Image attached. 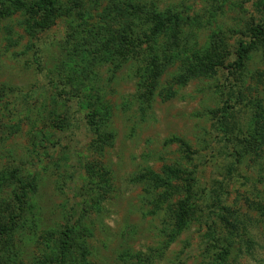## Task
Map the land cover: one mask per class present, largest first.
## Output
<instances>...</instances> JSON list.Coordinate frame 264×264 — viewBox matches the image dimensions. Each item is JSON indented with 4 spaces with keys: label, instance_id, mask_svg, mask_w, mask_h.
I'll return each mask as SVG.
<instances>
[{
    "label": "rangeland",
    "instance_id": "374dc122",
    "mask_svg": "<svg viewBox=\"0 0 264 264\" xmlns=\"http://www.w3.org/2000/svg\"><path fill=\"white\" fill-rule=\"evenodd\" d=\"M19 1L0 6V264H264V37L226 67L261 0H56L40 30Z\"/></svg>",
    "mask_w": 264,
    "mask_h": 264
},
{
    "label": "trees",
    "instance_id": "16d2710c",
    "mask_svg": "<svg viewBox=\"0 0 264 264\" xmlns=\"http://www.w3.org/2000/svg\"><path fill=\"white\" fill-rule=\"evenodd\" d=\"M4 1L7 2V4L4 3ZM8 4L9 6H12L14 8L24 7V4L21 3L19 0H0L1 12L4 8L5 9L7 8L5 6H7ZM55 4H56V0H40L37 2V5L35 4L34 6L36 10L35 12L38 14V17L35 20V22L39 30L49 27V24L56 17L57 8L55 7ZM258 4L262 6V8H264V0H261ZM27 9L30 10V8H27ZM142 10L144 11L150 10L153 13V10L149 8H142ZM30 12L33 13V10H30ZM169 13L170 12L168 13H158L157 12V14L153 15L154 18H152V20L155 21V24H156V19H158L159 14H162L163 17L167 16V17H164V19H166V22L169 20L170 21L174 20V17L170 15ZM158 22L160 23L161 21H158ZM153 26H154L153 33H155L157 29V25H153ZM263 26H264V22L262 21L258 22L256 25H251L247 27V30H245V32L248 35H245V37L243 38L239 37L238 39H236L235 48L233 52L234 59L231 62L227 63V66H226L227 70H229V68L233 70H239L242 68L246 58L248 57L249 51L257 44V42H260L262 38L264 37V27ZM80 31L82 30L78 31L76 29V33H79L86 37H89V36L92 37L94 35V33L91 35L87 34L88 32H92L91 30H88V29H85L84 33ZM117 39L118 40L116 41V44L114 47L116 49V52L118 51L119 54L121 55L126 52L129 53L135 46L131 44V38L126 33L118 35ZM224 56H225V51L220 46H218L216 43H213L203 53L198 54L194 57V63L195 65H198L200 67L201 71H212L214 70L215 67L223 65ZM233 87L235 88L232 90V94L234 91V96H235L234 102H237L238 99L240 98V89L238 86H233ZM229 98L231 100V97ZM229 98L227 96L225 100L223 101V105H221V107L219 108L221 118H224V119L226 118L227 112L233 106V102H230ZM220 123L221 125H223V127H225L224 120L221 121ZM5 207L6 206L3 203H0V236L8 234L9 231L11 230V225L8 222H6L4 218L5 217V212H4Z\"/></svg>",
    "mask_w": 264,
    "mask_h": 264
}]
</instances>
